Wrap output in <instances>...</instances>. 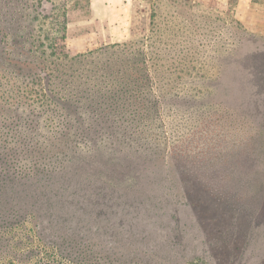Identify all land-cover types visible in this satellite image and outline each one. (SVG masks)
Wrapping results in <instances>:
<instances>
[{"label": "rangeland", "instance_id": "1", "mask_svg": "<svg viewBox=\"0 0 264 264\" xmlns=\"http://www.w3.org/2000/svg\"><path fill=\"white\" fill-rule=\"evenodd\" d=\"M17 1L36 36L0 76V264H264V0ZM111 44L147 54L141 114L44 96L69 87L51 51Z\"/></svg>", "mask_w": 264, "mask_h": 264}, {"label": "trees", "instance_id": "2", "mask_svg": "<svg viewBox=\"0 0 264 264\" xmlns=\"http://www.w3.org/2000/svg\"><path fill=\"white\" fill-rule=\"evenodd\" d=\"M5 4L7 8L0 7V18L7 21L6 24L0 22V76L2 78L7 75L21 76L23 74L22 67L25 62L29 63L27 55H32L33 37L36 36L34 26L37 20L35 8L29 15L18 10L19 1L17 0H5ZM55 16V20L58 18L55 21L58 23V29L63 32L66 22L64 8ZM45 18L53 25L52 15L46 14ZM7 35L9 40L5 41ZM57 38H64V35L56 37L55 40ZM124 45L126 44L101 46L72 56L66 54L64 50L51 51L49 54L56 55L54 57L58 61L57 65L62 64L71 69L69 74L65 75L66 81L60 73H55L53 79L61 78L63 82L68 83L69 87L63 90L61 95L44 94V96L51 100L56 108L62 109V112L67 109L69 112L72 110L78 114L88 112L101 117L108 116L110 112L118 116L126 113L127 118L138 116L142 112H140V105L146 102L145 92L148 91L146 88H150L147 54L143 50L134 51V54L138 55L134 63L129 61L130 52ZM52 49L57 50L53 47ZM50 78L49 74L46 79ZM14 86L12 84V91H16ZM22 98L29 99L21 95V98L17 99V105L18 103L20 105ZM66 114L64 113V116ZM78 114L75 116H80ZM153 116H158L157 111Z\"/></svg>", "mask_w": 264, "mask_h": 264}, {"label": "crops", "instance_id": "3", "mask_svg": "<svg viewBox=\"0 0 264 264\" xmlns=\"http://www.w3.org/2000/svg\"><path fill=\"white\" fill-rule=\"evenodd\" d=\"M104 3V2H103ZM102 5H104V7H106V4H102Z\"/></svg>", "mask_w": 264, "mask_h": 264}]
</instances>
